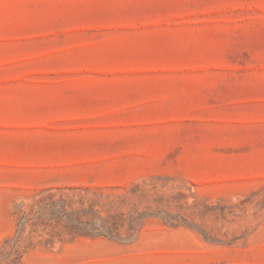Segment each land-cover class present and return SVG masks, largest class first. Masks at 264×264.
I'll return each mask as SVG.
<instances>
[{"label":"rangeland","instance_id":"1","mask_svg":"<svg viewBox=\"0 0 264 264\" xmlns=\"http://www.w3.org/2000/svg\"><path fill=\"white\" fill-rule=\"evenodd\" d=\"M0 264H264V0H0Z\"/></svg>","mask_w":264,"mask_h":264},{"label":"trees","instance_id":"2","mask_svg":"<svg viewBox=\"0 0 264 264\" xmlns=\"http://www.w3.org/2000/svg\"><path fill=\"white\" fill-rule=\"evenodd\" d=\"M106 233V230L104 229V228H101V229H99V231H97V233L96 234H105Z\"/></svg>","mask_w":264,"mask_h":264}]
</instances>
